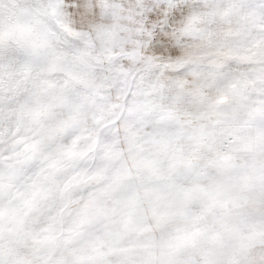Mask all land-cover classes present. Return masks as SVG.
<instances>
[{
	"label": "snow or ice",
	"instance_id": "6c2138e0",
	"mask_svg": "<svg viewBox=\"0 0 264 264\" xmlns=\"http://www.w3.org/2000/svg\"><path fill=\"white\" fill-rule=\"evenodd\" d=\"M0 264H264V0H0Z\"/></svg>",
	"mask_w": 264,
	"mask_h": 264
}]
</instances>
